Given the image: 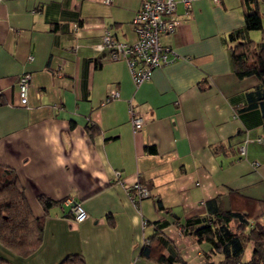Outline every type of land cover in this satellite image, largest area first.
<instances>
[{"label": "crops", "instance_id": "crops-1", "mask_svg": "<svg viewBox=\"0 0 264 264\" xmlns=\"http://www.w3.org/2000/svg\"><path fill=\"white\" fill-rule=\"evenodd\" d=\"M139 4L0 0V168L16 174L44 221L27 256L0 243L13 264H58L76 252L87 264H206L209 244L181 224L205 217L214 197L248 211L264 201V123L259 109H242L259 81L235 73L229 38L243 26L242 0H176L178 25L159 37L176 55L136 84L124 57L96 45L105 30L134 42ZM23 72L31 74L27 105L18 95ZM133 116L144 122L136 131ZM134 183L148 191L137 203ZM39 195L58 203L45 211ZM73 202L87 212L83 221ZM157 232L151 257L161 245L171 263L139 255Z\"/></svg>", "mask_w": 264, "mask_h": 264}, {"label": "trees", "instance_id": "trees-1", "mask_svg": "<svg viewBox=\"0 0 264 264\" xmlns=\"http://www.w3.org/2000/svg\"><path fill=\"white\" fill-rule=\"evenodd\" d=\"M260 0H242L244 22L241 28L230 33L234 41L231 55L235 73L240 76H256L258 84L246 92L242 109H259L264 123V22L259 9ZM249 30L262 31L260 41L248 37ZM218 146L214 147L215 152ZM45 211L58 201L39 195ZM255 211L224 209L219 197L206 201L205 217L187 218L181 227L197 242H206L210 251L206 264H264V201ZM159 206H161L159 204ZM151 223V222H150ZM145 225H149L146 221ZM44 231L43 217L33 215L16 174L8 168H0V243L21 256H27L41 243ZM159 232L145 236L139 255L155 262L171 263L161 245L156 257L151 248ZM246 245L250 250L246 257ZM0 264H13L0 256ZM58 264H87L81 253H69Z\"/></svg>", "mask_w": 264, "mask_h": 264}, {"label": "built area", "instance_id": "built-area-1", "mask_svg": "<svg viewBox=\"0 0 264 264\" xmlns=\"http://www.w3.org/2000/svg\"><path fill=\"white\" fill-rule=\"evenodd\" d=\"M181 1L185 6L190 4V0ZM103 2L108 4L111 0H103ZM175 5L176 0H140L139 7L132 19L137 35L136 40L131 43H121L114 40L111 33L105 30L102 41L96 45V49H110L114 59L119 55L124 57L130 66L134 82L142 83L149 79L154 67L167 63L171 59V53L176 55L169 47L162 46L159 40L161 34L175 31L178 25ZM17 84L20 103L27 105L31 74L21 73ZM110 95L117 96V92L113 90ZM131 123L133 131H136L142 127L144 122L141 117L133 116ZM131 188L135 192L133 201L136 203L148 195L147 189L139 183H134ZM72 211L74 219L78 222L87 217V212L76 202L72 203ZM143 224L145 225L146 221H143Z\"/></svg>", "mask_w": 264, "mask_h": 264}, {"label": "rangeland", "instance_id": "rangeland-1", "mask_svg": "<svg viewBox=\"0 0 264 264\" xmlns=\"http://www.w3.org/2000/svg\"><path fill=\"white\" fill-rule=\"evenodd\" d=\"M259 9L262 13V22H264V0H260L259 1ZM248 37L251 38L252 40L256 41H260V39L262 38V31L260 30H249L247 33ZM249 245H246V253H249V249H248ZM246 254V255H247Z\"/></svg>", "mask_w": 264, "mask_h": 264}]
</instances>
